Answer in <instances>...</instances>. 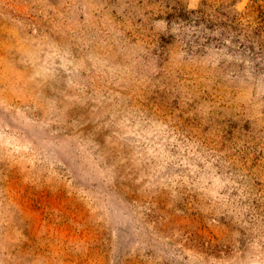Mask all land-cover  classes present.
<instances>
[{
	"label": "rangeland",
	"instance_id": "rangeland-1",
	"mask_svg": "<svg viewBox=\"0 0 264 264\" xmlns=\"http://www.w3.org/2000/svg\"><path fill=\"white\" fill-rule=\"evenodd\" d=\"M0 264H264V0H0Z\"/></svg>",
	"mask_w": 264,
	"mask_h": 264
}]
</instances>
